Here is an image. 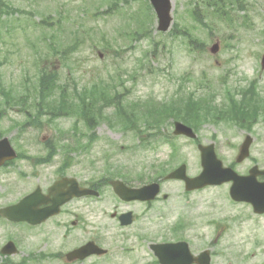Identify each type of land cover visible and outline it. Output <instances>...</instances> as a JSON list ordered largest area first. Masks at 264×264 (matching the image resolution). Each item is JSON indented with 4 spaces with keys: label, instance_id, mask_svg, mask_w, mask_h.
Returning a JSON list of instances; mask_svg holds the SVG:
<instances>
[{
    "label": "rangeland",
    "instance_id": "1",
    "mask_svg": "<svg viewBox=\"0 0 264 264\" xmlns=\"http://www.w3.org/2000/svg\"><path fill=\"white\" fill-rule=\"evenodd\" d=\"M6 1L24 10L0 16V72L7 87L37 86L40 67L45 66L58 70L59 83L66 85L74 98L76 85L82 89L103 81L111 84L112 89L116 85L120 90L119 99L126 103L148 99L169 102L191 90L198 96L213 90L218 92L216 103L221 104L226 100V87H247L253 79L258 80L257 89L264 96L261 65L264 0H242L247 9L231 10L235 18L231 24L207 11L202 0H172L174 21L165 32L157 28L154 8L153 20L146 17V13H151L150 0ZM197 6L212 28L193 16ZM46 19L47 24H39ZM182 27L203 42L202 48L190 49L188 38L180 31ZM76 40H80L78 49L70 52L66 63L60 61V51H65ZM217 41H220V50L213 53L211 46ZM108 112L114 114L115 108ZM8 114L19 121L26 118L12 110ZM111 117L115 119V115ZM73 120L59 119L57 126L62 128ZM9 121H3L1 127L5 128ZM47 131L30 129L23 137L36 143ZM95 131L99 139L93 152L83 156L90 166H94L92 159L96 161L95 166H106L103 152L107 151L112 166H154L166 162L174 167L185 162L190 174L201 171L200 151L190 138L176 137L180 150L173 160L172 147L167 143L139 150L137 136L132 131L124 132L107 122L99 123ZM198 134L203 143L214 141L218 155L229 165L235 161L246 132L234 124L219 121L202 125ZM251 134L254 136L251 156L237 167L240 172H246L256 161L264 167V119L254 125ZM149 170L142 168L139 172L145 176ZM229 188L230 184L211 186L191 195L186 215L199 219L192 222L196 225L190 226L184 235L191 240L194 252L211 247L217 236L215 227L210 224L213 220L219 226L229 227L219 241L222 253L213 259V264H264V215L255 214L247 203L233 201ZM164 191L171 197L155 203L151 223L154 241L166 236L171 239L168 227L186 210L184 186L180 181H166ZM141 223L126 232L134 233ZM147 257L141 249L131 254L133 260L126 259L115 248L113 255L106 258V264H141L138 259Z\"/></svg>",
    "mask_w": 264,
    "mask_h": 264
},
{
    "label": "flooded vegetation",
    "instance_id": "2",
    "mask_svg": "<svg viewBox=\"0 0 264 264\" xmlns=\"http://www.w3.org/2000/svg\"><path fill=\"white\" fill-rule=\"evenodd\" d=\"M25 102L41 103L22 101ZM33 111L32 114L21 106L16 109L26 117L23 121L11 120L5 110L0 112V139L8 136L19 154L16 160L1 161L0 157V264H106L115 248L130 260L132 253L143 249L148 257L139 258L141 264H158L152 249L151 223L155 203L160 199L124 200L112 185L114 180L128 187L155 181L154 166H90L83 156L89 154L90 139L94 138V144L98 136L96 131L89 130V116H79L58 128L57 121L68 118L66 115L55 116L56 112H44L40 107ZM6 119L10 121L3 128L1 124ZM117 119L115 115L114 120ZM106 121L109 118L103 122ZM92 122L97 128L98 121ZM168 126L174 128V123ZM22 128V132L25 128L48 131L35 145L23 137ZM3 152L4 147L0 146V153ZM142 168L152 169L144 176L139 172ZM85 188L95 189L99 194L70 195ZM201 190L184 191L186 210L168 231L176 230L179 224L178 230L187 232L188 226L199 219L193 220L186 214L191 194ZM108 207H111L110 220ZM125 218L134 221L125 225ZM138 222L142 223L134 233L126 232ZM91 241L108 252L70 259L72 251Z\"/></svg>",
    "mask_w": 264,
    "mask_h": 264
},
{
    "label": "trees",
    "instance_id": "3",
    "mask_svg": "<svg viewBox=\"0 0 264 264\" xmlns=\"http://www.w3.org/2000/svg\"><path fill=\"white\" fill-rule=\"evenodd\" d=\"M203 6L206 7V10L209 11L211 14L215 15L216 17L220 19H225L229 22L233 21V16H231V10L236 9V5L241 9H246V6L242 4L241 0H202ZM237 3V4H235ZM0 4L4 5L7 8V11H10V14L17 13V12H23V10L19 8H14L11 5H8L3 0H0ZM0 16L4 14V10L0 7ZM211 11H210V10ZM149 10L151 13H146V17L153 20L152 18V6L149 5ZM193 16L199 20L204 26L211 28L210 23L206 21L204 15L203 18L201 17V14H203V11L200 10V7L197 6L193 9ZM1 19V18H0ZM47 22L46 20H42L40 22L41 25H45ZM151 24V22H150ZM178 26V23L175 24ZM139 31V30H138ZM136 31V32H138ZM183 34H185L188 38V41L190 45L192 46L195 44L196 46L199 44H203L202 42L197 39V37L193 36L186 28H183L181 30ZM149 33V31H148ZM149 36L148 34H146ZM76 46H71L68 48V51L74 49ZM198 47V46H197ZM68 56V54L65 52V54L62 55V58L65 59ZM59 75L57 71H51L46 68L40 69V76H39V82L43 84L42 92L46 93L47 91L52 92L53 90H56V84L58 83ZM248 90L243 91V97L241 99H237L232 91L227 92V98L231 99V104L227 106V104L217 105L211 103V100L213 98L212 94L207 96H201L196 98L192 93L187 97V100L183 103L173 101L172 103L166 104L163 103L160 106H154V104L147 103V108L144 112H142L143 116H147L145 122L147 124L151 123L152 121H157V117L155 114H165V115H173L175 118H181L185 122L195 125V122H201L204 121L203 118L208 115H213L212 120L214 122H217L220 118L217 116L216 113L221 115V119H231L233 121L238 122L241 125H247L251 127L254 125V123L257 121L258 116V110L257 107L260 106V104L256 103L257 100L259 101L260 97L256 96V92L251 87L247 88ZM64 96L63 99L67 100L68 95L65 94V90L61 91ZM250 93V95H249ZM79 99L81 100L82 106H84V110L81 111L83 115H87L90 113V115H93L95 110L99 108V101H103L104 104L113 102L114 99H116L115 95H112L105 86L100 85V83H94L91 87H85L84 90H82L81 93L78 94ZM23 97V95L19 96L17 94V90L13 87H5L3 84V78L2 74L0 72V103L1 101H6L7 103L11 100L18 99ZM43 99L46 98V96H42ZM258 97V98H257ZM180 99V97H179ZM67 104V103H66ZM57 105V104H49L48 108L51 111L59 110L63 111L65 109L70 110V107L77 105L76 103L71 105ZM4 104H0L2 106ZM90 107L89 111L87 109ZM141 106H139V109ZM74 109V107H72ZM134 109V107H133ZM122 115L129 120V123H126L125 126L129 125H136V122L134 119L130 117L131 111L127 109L126 107L122 108L120 107ZM92 111V112H91ZM71 112V111H70ZM133 114H136L133 112ZM152 118V120L150 119ZM246 120V121H245ZM140 124V123H138ZM140 138L144 140L145 138L140 135Z\"/></svg>",
    "mask_w": 264,
    "mask_h": 264
},
{
    "label": "water",
    "instance_id": "4",
    "mask_svg": "<svg viewBox=\"0 0 264 264\" xmlns=\"http://www.w3.org/2000/svg\"><path fill=\"white\" fill-rule=\"evenodd\" d=\"M155 10L158 15L159 30L167 31L172 24L173 16H172V9H173V3L172 0H151ZM219 49V44L216 43L212 47V51L216 52ZM263 65H264V58H263ZM176 133H184L190 137H197V134L194 132V130L183 124V123H177L176 125ZM253 141V138L249 135L247 136L246 140L244 141L240 154L238 156V161H242L244 158H246L250 154V145ZM200 149L202 152V165L204 167L203 172L195 177V178H189L186 174V165H182V167L178 168L174 172H172L168 178H183L187 182V188L188 189H194L198 187H203L207 184H221L226 181L233 180L234 183L231 188V195L236 200H245L249 201L253 204L254 209L256 212H264V182H260L257 179L258 174H264V170H259L258 166H255L249 175L247 176H241L239 175L234 169L231 167H224L223 161L218 158L217 153L215 151V145L214 143L209 145H202L200 144ZM10 155V154H9ZM12 155H15L12 153ZM160 190L159 184H151L143 189H128V188H122L120 189L118 187V191L122 195H132L134 197L139 195L143 199H151L154 198ZM182 246V250L186 252V255L188 257L192 256L190 253V249L188 246V243L182 242L178 244ZM156 245V249L159 248V246ZM162 246V245H161ZM167 248L166 245H163ZM165 252V251H164ZM162 249L159 250V255L161 257V262L163 264H175L172 259H169L166 254H164ZM83 257L84 255H80ZM201 257H205L206 261L207 253H202L199 259ZM209 264V263H205Z\"/></svg>",
    "mask_w": 264,
    "mask_h": 264
}]
</instances>
